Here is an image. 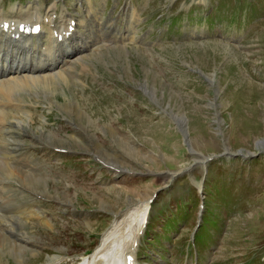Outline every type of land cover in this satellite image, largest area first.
<instances>
[{
  "label": "rangeland",
  "instance_id": "obj_1",
  "mask_svg": "<svg viewBox=\"0 0 264 264\" xmlns=\"http://www.w3.org/2000/svg\"><path fill=\"white\" fill-rule=\"evenodd\" d=\"M164 1L157 0V6ZM219 1L218 11L217 0H212L211 6H200L202 15H215L213 23L208 20L212 25L203 26L207 37H199L198 31L187 28L175 35L165 32L163 40L156 43L155 33L165 31L164 24L147 34L146 44L138 41L125 47L110 46L101 55L87 57L88 70L83 71L76 62V77H69L68 84H56L61 90L54 96L65 108L48 103L46 93L24 96L35 122L32 130L23 123L22 130L28 126L30 132L21 143L28 144V157L41 176L38 172L35 178L29 175L34 178L29 181L15 174L16 178H8L4 191L9 193V201L21 207L28 203H33L29 205L34 209L39 206L47 222L41 218L35 223H23V230L36 245L33 242L34 248L27 246L21 259L4 240L0 244V264H41L57 258L60 264H78L101 243V232L107 226L97 217L100 211L108 216L109 224L112 212L126 209L133 201L121 218L130 215L137 228L147 210V198L170 181L167 170L177 171L203 156L221 153L225 144L232 151H260L264 145V0ZM160 9L149 12V19L156 20ZM129 18L126 15L119 20L123 28ZM102 71L113 75L103 77ZM197 71H203L208 78ZM70 105L79 111L70 109ZM178 127L185 131L187 143L203 156L190 151ZM32 136L36 144L31 143ZM46 142L64 145L67 152L62 157ZM67 153L72 161L69 165L62 162ZM94 154L117 167L119 164L151 173L108 169L95 160ZM256 157L252 161L239 156L206 161L210 178L205 186L210 193L206 200L196 190L203 174L201 164L176 175L165 187L168 189L155 197L150 213H155L157 220L150 223L148 236L140 241L141 263L246 264V259L258 252L262 264L264 151ZM91 170L94 172L90 175ZM179 199L185 200L186 209L181 207L183 204L178 208L171 205ZM229 199L246 201L228 205ZM201 200L205 208L211 206L220 215L221 222L202 230L204 233L210 228L213 239L206 232L207 238L196 240L199 249L206 250L195 258L191 246L190 254L183 250L192 243L191 231ZM237 206L240 215L235 213ZM91 232L94 234L89 235ZM166 237L181 243L182 252L164 250L173 245ZM33 250L36 255L31 253ZM258 258L253 257L252 264H260Z\"/></svg>",
  "mask_w": 264,
  "mask_h": 264
},
{
  "label": "bare ground",
  "instance_id": "obj_2",
  "mask_svg": "<svg viewBox=\"0 0 264 264\" xmlns=\"http://www.w3.org/2000/svg\"><path fill=\"white\" fill-rule=\"evenodd\" d=\"M86 1L88 2L89 0ZM37 14L38 16H40L39 12H37ZM99 24L101 25V20L99 21ZM98 30H99V34L96 40H93L89 43L88 40H86V44H83L82 47L72 55H70V52L63 54L61 58V62L56 61L57 53L55 52L54 49L47 56V64L44 68L36 69V70L24 69L23 73H20L21 75H16L15 77L2 76L0 78V244L8 237L9 241L11 242L10 244L11 251L14 254H16L17 257L20 256L21 259L24 257L23 254L26 252L25 248L28 245L33 248L35 246L33 245V241L28 240V234L26 231L22 229L21 221L24 222L29 220L35 221L37 218H39L38 215L39 208L34 209L32 205H28L27 207L21 209L19 208L15 209L14 207H12L11 210H5L3 208V205L7 204V202H9V199L7 195L4 193L3 188L6 185L5 182L6 178H10V177L16 178L18 175H21V176H25L26 179L30 181V179L35 178V174L38 172V169L36 170L34 166H31L32 164L30 163V161L27 162V158H22L20 152L18 154H16L15 152L16 150L19 151L23 149L24 145L19 143V139L13 137V133H15L14 129L22 130L23 123H26V125L29 126V124L34 120L31 110L25 107L24 105L25 99L23 96L26 95L28 96L29 94L32 96V95H40L46 93L47 94L46 98L48 103H53V104L56 103L59 106V108L60 107L65 108L64 104L63 103L59 104L54 96V94L57 91L61 90L56 87V84L58 83L60 84L61 82L63 84H68L69 77L72 76L73 79L74 77H76V74L73 73V71L76 68L75 66L76 62L82 65L83 67V68L81 67L82 69H88L89 67L86 66V64H88L89 59H87V57L92 56L96 52H98V54L101 55L103 52L101 48L103 46L106 47L109 46L110 44L109 42L115 43V42H119L120 39H126V38L135 40V32H136L135 28L131 33L126 34V37L125 36L120 37L119 35L104 36V31H103L104 29L98 28ZM110 38L111 40H108ZM102 40L107 43H101ZM42 50H45L44 46L41 47L39 50H34L32 53H35V55H33L32 53L30 55H33L38 59L39 57H41ZM64 56L67 57L63 58ZM21 68H25L24 65ZM199 72L204 78H208V76L203 71H199ZM78 80L80 81V79ZM11 105H13L14 109L6 108V106H11ZM75 105L77 104L75 103ZM75 105L73 106L74 108L72 107V105H70V109H76V111L78 112L80 108L78 107L75 108ZM216 114L218 115L219 112H217ZM174 116L175 115H173V120L176 122ZM28 126H26V131H28ZM180 126L183 127V125L181 124ZM178 128L179 130H181V133L184 135V139L186 141V144L189 146L190 151L203 156V153L201 152L199 153L198 151L193 149L189 143H187L189 139L185 136V131L180 127ZM41 130L44 131L43 129ZM43 142L45 143V140H43ZM46 144H52V143L46 142ZM262 146L264 147V145ZM224 148H225L224 151H228L230 149L228 144H225ZM262 148H260L259 150H261ZM245 153H253V152H245ZM24 160L26 161V170H22V169L18 170L19 167L22 166L20 165V162L23 163ZM10 162H14V165H11ZM118 166L122 168L124 167L123 165H119V164ZM128 169L130 168L128 167ZM29 175H33L32 177L34 178L30 177ZM129 203L131 204L133 203V201ZM147 204L148 202L146 201V207L148 206ZM132 206L128 208L130 209ZM146 213L147 210L146 212H144L140 225L137 228L133 225L132 221L130 220L129 217L130 215H128L129 218L124 216L120 220L118 219L114 220L111 224V227L108 230L105 229L106 232L104 231V233L102 234L103 237L99 247L94 251V253L92 254L90 253L91 254V255L89 254L90 256L86 255V257L82 259V261H80L78 264H110L109 258L111 257H116L117 259H121L122 260L121 264H123V261H125L124 258L126 253H131L134 256V260L136 261L137 260L136 239L138 238V233ZM11 217H14L17 220V222L11 221ZM31 253L33 255H36L35 250L31 251ZM46 264H57V261L54 259L49 260Z\"/></svg>",
  "mask_w": 264,
  "mask_h": 264
}]
</instances>
